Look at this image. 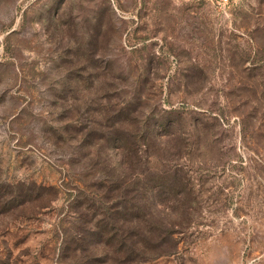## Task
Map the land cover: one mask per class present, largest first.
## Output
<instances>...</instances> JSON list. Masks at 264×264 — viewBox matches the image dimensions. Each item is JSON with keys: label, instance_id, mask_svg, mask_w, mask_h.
Here are the masks:
<instances>
[{"label": "rangeland", "instance_id": "374dc122", "mask_svg": "<svg viewBox=\"0 0 264 264\" xmlns=\"http://www.w3.org/2000/svg\"><path fill=\"white\" fill-rule=\"evenodd\" d=\"M121 112L164 119L152 165L197 197L149 264H264V0H0V190L54 187L0 216V260L64 263Z\"/></svg>", "mask_w": 264, "mask_h": 264}, {"label": "trees", "instance_id": "16d2710c", "mask_svg": "<svg viewBox=\"0 0 264 264\" xmlns=\"http://www.w3.org/2000/svg\"><path fill=\"white\" fill-rule=\"evenodd\" d=\"M117 125L114 137L105 131L99 142L107 144L110 152H118V159L112 164L107 156L96 162L102 165L104 174L92 186L91 196L83 197L76 206L82 211L63 241V264H149L173 255L175 236L190 226L197 197L185 187L183 179L176 178L182 170H161L151 162L161 150L152 137L161 135L158 127H165L164 119H143L136 112H121ZM96 148L92 146L91 150H103ZM53 189L35 182L2 187L0 216L16 214L33 204L38 209L49 208L54 201L49 198ZM20 214L19 219H27L23 211ZM0 264H12L10 256Z\"/></svg>", "mask_w": 264, "mask_h": 264}]
</instances>
